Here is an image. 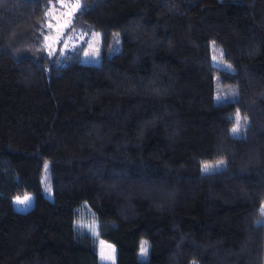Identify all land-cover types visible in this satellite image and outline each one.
<instances>
[{
    "label": "trees",
    "instance_id": "16d2710c",
    "mask_svg": "<svg viewBox=\"0 0 264 264\" xmlns=\"http://www.w3.org/2000/svg\"><path fill=\"white\" fill-rule=\"evenodd\" d=\"M51 1L0 0V264H111L97 237L113 264H263L264 0H79L119 45L97 62L47 50Z\"/></svg>",
    "mask_w": 264,
    "mask_h": 264
},
{
    "label": "rangeland",
    "instance_id": "374dc122",
    "mask_svg": "<svg viewBox=\"0 0 264 264\" xmlns=\"http://www.w3.org/2000/svg\"><path fill=\"white\" fill-rule=\"evenodd\" d=\"M78 4L79 0H52L50 5L46 8V26H47V35L45 38L46 48L50 53H54L71 49L78 48L80 53V60L83 62H97L102 54L109 55L112 50H117L119 45H114L115 34H112L110 40L106 46L103 48L101 43V32L97 29L92 28H74L71 25V18L74 11L77 8L73 6ZM65 25H67L65 27ZM211 58L216 64H221V66H228L223 60L212 52ZM221 60V61H220ZM227 87L232 88L231 85ZM235 94V92H234ZM233 128V127H232ZM232 133V129H231ZM205 164L210 165L209 171L217 170L224 165V160L219 159L210 162H204L201 164V171H203V166ZM208 171V172H209ZM205 172V171H203ZM40 182L42 186V192L48 198L52 197L51 188L49 183L48 176V166L47 163H43L42 172L40 176ZM25 196L30 197V202L24 205H19L16 203L17 197L23 199ZM33 201V194L30 192H24L21 195H16L12 198V205L17 210H24L28 208ZM261 215L258 220H264V199L259 205ZM77 216V225L88 230L91 234L97 236L98 233V221L96 218H93L91 213L85 208L82 207L78 212ZM76 223V221H75ZM142 247L147 249V241L144 238H141L139 241V247L137 250V256L139 258H145L147 255V250L142 254ZM264 250V246H263ZM97 252L98 259L101 262L105 263H114L115 260V248L114 246L106 241L103 238L97 237ZM264 264V259H263Z\"/></svg>",
    "mask_w": 264,
    "mask_h": 264
},
{
    "label": "snow or ice",
    "instance_id": "6c2138e0",
    "mask_svg": "<svg viewBox=\"0 0 264 264\" xmlns=\"http://www.w3.org/2000/svg\"><path fill=\"white\" fill-rule=\"evenodd\" d=\"M73 7L74 8H79L80 6L78 4H76ZM66 26L67 25H65V27ZM236 124H237V126L232 128V133L234 135H236L239 132V125H240L239 113H237V116H236ZM210 167H211L210 165L205 164L203 166V171L208 172ZM29 202H30V197H28V196H25L23 199H20L19 197H17V199H16V203L19 204V205H24V204H27ZM146 250H147L146 247H142V249H141L142 254L145 253Z\"/></svg>",
    "mask_w": 264,
    "mask_h": 264
}]
</instances>
